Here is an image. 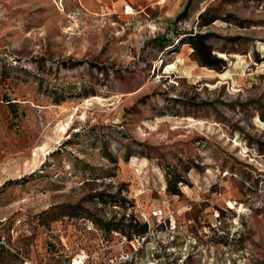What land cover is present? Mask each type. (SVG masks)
<instances>
[{
  "label": "rangeland",
  "instance_id": "obj_1",
  "mask_svg": "<svg viewBox=\"0 0 264 264\" xmlns=\"http://www.w3.org/2000/svg\"><path fill=\"white\" fill-rule=\"evenodd\" d=\"M133 2L0 0V264H264V0Z\"/></svg>",
  "mask_w": 264,
  "mask_h": 264
},
{
  "label": "crops",
  "instance_id": "obj_2",
  "mask_svg": "<svg viewBox=\"0 0 264 264\" xmlns=\"http://www.w3.org/2000/svg\"><path fill=\"white\" fill-rule=\"evenodd\" d=\"M134 0H113V4L114 6V12H116L119 16H122L124 7L127 5L131 8H134L131 6ZM137 4H135V6L137 5V7L139 9H147L150 7H155L158 6L159 8H162L166 2H168L169 0H142V3L140 2V0H137Z\"/></svg>",
  "mask_w": 264,
  "mask_h": 264
},
{
  "label": "built area",
  "instance_id": "obj_3",
  "mask_svg": "<svg viewBox=\"0 0 264 264\" xmlns=\"http://www.w3.org/2000/svg\"><path fill=\"white\" fill-rule=\"evenodd\" d=\"M123 12H124V14H132L133 13V12L127 13V6L124 7ZM12 233H14L15 236L18 235V232L15 229H12ZM22 233L25 234V235H30L31 234V230H30V228L27 225H25L24 228L22 229ZM5 243H6L5 237L4 236H0V244L5 245Z\"/></svg>",
  "mask_w": 264,
  "mask_h": 264
},
{
  "label": "bare ground",
  "instance_id": "obj_4",
  "mask_svg": "<svg viewBox=\"0 0 264 264\" xmlns=\"http://www.w3.org/2000/svg\"><path fill=\"white\" fill-rule=\"evenodd\" d=\"M130 12H133V10L129 7V6H127V13H130ZM143 37H145V36H143ZM175 65H174V63H167L166 65H165V69H164V71L165 72H170V70L174 67ZM224 74H221V76H223ZM228 205L230 206V207H232L233 206V204L231 203V202H228ZM72 264H82V260H79L78 261V259H75L73 262H72Z\"/></svg>",
  "mask_w": 264,
  "mask_h": 264
},
{
  "label": "trees",
  "instance_id": "obj_5",
  "mask_svg": "<svg viewBox=\"0 0 264 264\" xmlns=\"http://www.w3.org/2000/svg\"><path fill=\"white\" fill-rule=\"evenodd\" d=\"M132 232H134V234H137L139 236L140 234H143L146 232V225L142 224L138 229H136ZM4 251H6L8 253L7 249H5V246L0 244V254ZM0 258H1V255H0Z\"/></svg>",
  "mask_w": 264,
  "mask_h": 264
}]
</instances>
